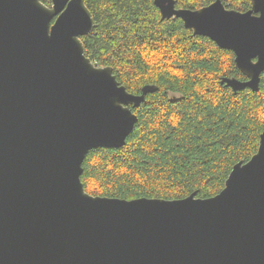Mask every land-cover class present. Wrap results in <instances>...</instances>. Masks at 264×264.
<instances>
[{"label":"water","instance_id":"95a60500","mask_svg":"<svg viewBox=\"0 0 264 264\" xmlns=\"http://www.w3.org/2000/svg\"><path fill=\"white\" fill-rule=\"evenodd\" d=\"M246 12L221 0L196 10L154 0L161 18L231 51L245 81L264 73V0ZM84 0H0V264H264V131L211 198L92 196L89 151L119 149L157 88L131 94L86 57L94 30Z\"/></svg>","mask_w":264,"mask_h":264},{"label":"trees","instance_id":"16d2710c","mask_svg":"<svg viewBox=\"0 0 264 264\" xmlns=\"http://www.w3.org/2000/svg\"><path fill=\"white\" fill-rule=\"evenodd\" d=\"M51 6V0H40ZM196 10L215 0H175ZM246 12L250 0H221ZM94 30L82 37L98 67H111L131 94L157 90L132 109L137 123L119 149L88 152L81 182L92 196L133 200L211 198L233 166L247 162L264 131V73L259 90L234 94L222 78L245 81L234 54L193 35L180 19L164 20L154 0H84Z\"/></svg>","mask_w":264,"mask_h":264}]
</instances>
